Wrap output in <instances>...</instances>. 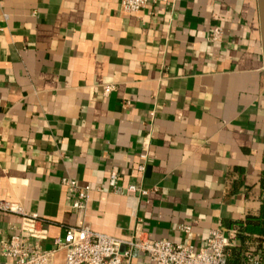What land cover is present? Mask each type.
Masks as SVG:
<instances>
[{
  "label": "crops",
  "instance_id": "crops-1",
  "mask_svg": "<svg viewBox=\"0 0 264 264\" xmlns=\"http://www.w3.org/2000/svg\"><path fill=\"white\" fill-rule=\"evenodd\" d=\"M111 171L148 193L113 192ZM65 176L91 187L82 213ZM0 202L41 219L45 250L80 225L195 249L220 228L228 263L244 264L264 248L258 0H0ZM22 221L0 209V264Z\"/></svg>",
  "mask_w": 264,
  "mask_h": 264
},
{
  "label": "built area",
  "instance_id": "built-area-1",
  "mask_svg": "<svg viewBox=\"0 0 264 264\" xmlns=\"http://www.w3.org/2000/svg\"><path fill=\"white\" fill-rule=\"evenodd\" d=\"M147 1L121 0V4L125 11L134 12L143 8ZM221 34V27L216 26L210 32V39L217 40ZM111 89V85L104 86L105 93ZM137 170L142 172L144 164H138ZM106 183L115 193H148L139 184L121 186L114 171L109 173ZM61 184L66 189L70 207L79 213L84 212L90 185H80L76 178L68 176L61 178ZM0 209L23 215L19 234L12 235L3 245V253L13 259V264H54L53 256L57 250L64 251L63 264H133L135 250L147 255L146 264H229L225 251L231 240L220 228L210 229L205 244L195 249L189 242L176 243L168 239L137 236L133 240H124L80 225L69 228L63 236L55 237L54 248L45 250L40 245L46 235L41 219L35 214L24 213L19 204L13 202H0ZM181 229L187 234L191 233L190 225L184 224ZM244 264H264V248L247 251Z\"/></svg>",
  "mask_w": 264,
  "mask_h": 264
},
{
  "label": "water",
  "instance_id": "water-1",
  "mask_svg": "<svg viewBox=\"0 0 264 264\" xmlns=\"http://www.w3.org/2000/svg\"><path fill=\"white\" fill-rule=\"evenodd\" d=\"M258 11H259L262 49H263V58H264V0H258Z\"/></svg>",
  "mask_w": 264,
  "mask_h": 264
},
{
  "label": "trees",
  "instance_id": "trees-1",
  "mask_svg": "<svg viewBox=\"0 0 264 264\" xmlns=\"http://www.w3.org/2000/svg\"><path fill=\"white\" fill-rule=\"evenodd\" d=\"M252 230V229H251ZM256 231H259L258 229H255ZM259 245V244H258ZM261 247V246H260Z\"/></svg>",
  "mask_w": 264,
  "mask_h": 264
}]
</instances>
